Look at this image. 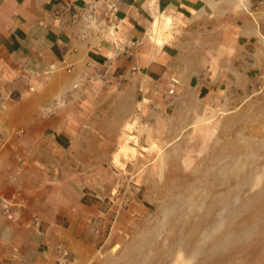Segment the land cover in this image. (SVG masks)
Returning a JSON list of instances; mask_svg holds the SVG:
<instances>
[{"label":"crops","instance_id":"crops-1","mask_svg":"<svg viewBox=\"0 0 264 264\" xmlns=\"http://www.w3.org/2000/svg\"><path fill=\"white\" fill-rule=\"evenodd\" d=\"M245 6L248 0H0V200L21 199L12 218L0 201V264H56L60 243L82 252L80 230L98 210L81 198L99 197L103 152L117 148L103 139V86L124 82L138 102L157 84L172 86L180 55L216 36L230 39L232 21L239 36L256 37L264 9L248 16Z\"/></svg>","mask_w":264,"mask_h":264},{"label":"rangeland","instance_id":"rangeland-1","mask_svg":"<svg viewBox=\"0 0 264 264\" xmlns=\"http://www.w3.org/2000/svg\"><path fill=\"white\" fill-rule=\"evenodd\" d=\"M248 3V16L264 9ZM232 22L143 102L103 86V139L117 148L103 152L99 197L81 198L98 212L74 264H264V15L256 37Z\"/></svg>","mask_w":264,"mask_h":264},{"label":"built area","instance_id":"built-area-1","mask_svg":"<svg viewBox=\"0 0 264 264\" xmlns=\"http://www.w3.org/2000/svg\"><path fill=\"white\" fill-rule=\"evenodd\" d=\"M110 8V14L113 13V10L115 7L112 5L109 7ZM16 199H19V194L14 193L9 200H4L1 199L0 201L2 202V213L7 217V218H12V212L10 210V207L12 204L16 203ZM57 253L55 254V262L56 264H74V256L71 253V251L65 247L63 244H58L56 246Z\"/></svg>","mask_w":264,"mask_h":264}]
</instances>
